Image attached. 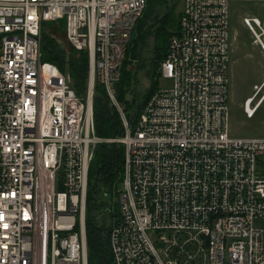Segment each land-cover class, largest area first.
Listing matches in <instances>:
<instances>
[{"label":"built area","instance_id":"obj_1","mask_svg":"<svg viewBox=\"0 0 264 264\" xmlns=\"http://www.w3.org/2000/svg\"><path fill=\"white\" fill-rule=\"evenodd\" d=\"M179 1L159 64L172 84L130 120L116 83L146 0H0V264H88L96 82L123 129L106 139L124 145L117 211L102 210L111 264H264V136L228 132L229 0ZM60 18L88 52L82 94L41 58L42 24ZM242 20L264 51V18ZM253 89L249 116L264 77Z\"/></svg>","mask_w":264,"mask_h":264},{"label":"trees","instance_id":"obj_2","mask_svg":"<svg viewBox=\"0 0 264 264\" xmlns=\"http://www.w3.org/2000/svg\"><path fill=\"white\" fill-rule=\"evenodd\" d=\"M179 0H146L126 46L121 75L116 83V97L125 115L133 120L149 95L158 87L159 64L166 54L169 35L179 27V14L174 6ZM63 34L64 19L44 21L41 27V58L55 63L67 72L78 94L86 89L88 52L86 49L64 48L52 29ZM64 35V34H63ZM66 40V39H65ZM68 43V42H67ZM143 69L148 85L143 91L137 86V71ZM95 133L98 142L90 161L86 194V237L88 264H111L104 236L103 209L112 200L121 177L124 145L106 140L122 134L121 118L98 82L92 100ZM116 212L115 210L113 211ZM103 213V214H102Z\"/></svg>","mask_w":264,"mask_h":264},{"label":"rangeland","instance_id":"obj_3","mask_svg":"<svg viewBox=\"0 0 264 264\" xmlns=\"http://www.w3.org/2000/svg\"><path fill=\"white\" fill-rule=\"evenodd\" d=\"M180 8L181 2L178 1L174 13ZM246 15L263 19L264 4L260 0H229L228 132L235 137L264 136V100L250 116L243 109V100L254 91L253 84L264 77V51L253 42L250 31L244 25L242 17ZM52 31L60 44L70 50L64 35L56 28ZM137 78V86L143 91L148 85L143 69L137 71ZM171 84L170 78L158 77L159 87ZM120 186L119 180L117 188ZM111 198L113 210L117 211L118 195L114 193ZM253 226L264 229V219H255Z\"/></svg>","mask_w":264,"mask_h":264},{"label":"crops","instance_id":"obj_4","mask_svg":"<svg viewBox=\"0 0 264 264\" xmlns=\"http://www.w3.org/2000/svg\"><path fill=\"white\" fill-rule=\"evenodd\" d=\"M261 80H262V79H261ZM263 100H264V98L262 99V101H263ZM262 101H261V102H262ZM261 102H260V104H261ZM260 104H259V105H260ZM259 105H258V106H259ZM258 106H257V108H258ZM257 108H256V109H257ZM256 109H255V111H256ZM255 111H254V112H255Z\"/></svg>","mask_w":264,"mask_h":264}]
</instances>
